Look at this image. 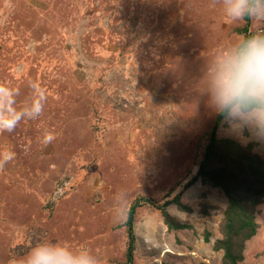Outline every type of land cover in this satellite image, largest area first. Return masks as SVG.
<instances>
[{
  "label": "rangeland",
  "instance_id": "1",
  "mask_svg": "<svg viewBox=\"0 0 264 264\" xmlns=\"http://www.w3.org/2000/svg\"><path fill=\"white\" fill-rule=\"evenodd\" d=\"M243 26L212 0H0V83L19 90L18 108L30 82L47 94L39 119L0 133V155L14 154L0 170V264L42 239L126 264L124 224L138 200L133 264H223L213 250L221 190L198 183L182 195L190 212L169 207L192 230L169 232L158 206L198 171L217 116L203 70ZM258 30L264 21L252 20ZM44 130L55 137L47 145ZM218 138L254 144L264 161L247 130L224 124ZM257 222L242 264H264V204Z\"/></svg>",
  "mask_w": 264,
  "mask_h": 264
},
{
  "label": "clouds",
  "instance_id": "2",
  "mask_svg": "<svg viewBox=\"0 0 264 264\" xmlns=\"http://www.w3.org/2000/svg\"><path fill=\"white\" fill-rule=\"evenodd\" d=\"M219 5L226 23L245 18L264 21V0H212ZM207 104L213 113L222 117L223 124L237 136L245 130L252 139L264 142V30L239 35L234 42L218 53L203 70ZM31 92L22 106L17 107L19 90L0 83V133L13 132L23 120H37L47 102L46 90L38 82H30ZM55 139L47 130L42 143ZM12 153L0 155V170L13 159ZM116 211L124 200L117 193ZM9 264H100L87 249L76 250L61 242L38 241L19 260Z\"/></svg>",
  "mask_w": 264,
  "mask_h": 264
},
{
  "label": "trees",
  "instance_id": "3",
  "mask_svg": "<svg viewBox=\"0 0 264 264\" xmlns=\"http://www.w3.org/2000/svg\"><path fill=\"white\" fill-rule=\"evenodd\" d=\"M252 19L245 18L244 26L238 31L240 35L251 32ZM222 117L216 116L208 133V144L194 175L183 190L172 201L158 206L169 232L192 230L193 227L175 219L168 211L175 205L183 212L190 208L182 203L184 192L201 183L221 190L227 198L228 206L220 225L221 239L214 243L213 250L223 254V264H242L245 261L247 243L258 234L257 216L264 204V161L254 153V144L246 147L232 139H219ZM139 200L132 205L124 227L127 229L128 245L126 264H133L136 249L135 218ZM210 243V235L204 236Z\"/></svg>",
  "mask_w": 264,
  "mask_h": 264
}]
</instances>
